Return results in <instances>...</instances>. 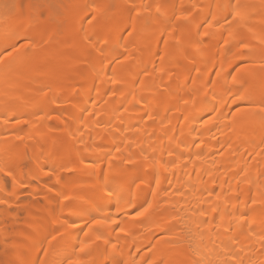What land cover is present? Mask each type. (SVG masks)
<instances>
[{
	"label": "bare ground",
	"instance_id": "bare-ground-1",
	"mask_svg": "<svg viewBox=\"0 0 264 264\" xmlns=\"http://www.w3.org/2000/svg\"><path fill=\"white\" fill-rule=\"evenodd\" d=\"M0 192L1 264H264V0H0Z\"/></svg>",
	"mask_w": 264,
	"mask_h": 264
},
{
	"label": "rangeland",
	"instance_id": "rangeland-1",
	"mask_svg": "<svg viewBox=\"0 0 264 264\" xmlns=\"http://www.w3.org/2000/svg\"><path fill=\"white\" fill-rule=\"evenodd\" d=\"M25 177H27V176H25ZM7 182H6V184H7V187H8V190H12V188H14L16 185H12L11 184V181L8 179V180H6ZM24 181H26V180H24ZM25 184V182H23V184L22 185H24ZM27 184V183H26ZM12 186H14V187H12ZM10 188V189H9ZM25 188H26V185H25ZM17 189H18V186H16V191H17ZM23 189H24V187H23ZM14 190V189H13ZM20 190V189H19ZM5 192V191H4ZM4 192H0L1 194H3ZM6 192H7V188H6ZM5 192V193H6ZM12 193V192H11ZM14 193V192H13ZM8 194V193H7ZM6 196V195H5ZM9 196L10 197H12L13 196V194H12V196L10 195V193H9ZM8 196V197H9ZM1 197V196H0ZM21 197H22V199H23V201H24V199L25 200H28V202L30 203V201L32 202V203H30V204H33V201H32V196L30 195V194H27V193H22L21 194ZM5 198V197H4ZM1 202L3 201V199L2 200H0ZM1 202H0V204H1ZM34 204H35V202H34ZM3 205V204H2ZM2 205L0 206V208L2 207ZM18 205V204H17ZM15 205V206H3L2 207V209H5L6 207H9V210H10V208H11V210L13 211V213H12V211H11V214H12V216H14L13 218H15V217H17V222H19L18 224L16 223H13L10 219L11 218H5V220H3L4 221V228L5 229H7L10 233H11V231H13V229H15L16 230V228H19V229H21V230H25L26 229V227H25V225L27 226V224L25 223L28 219H27V217H25L26 216V213H25V210L27 211L28 209H27V207L25 206H23L22 204H20V205ZM15 213H17V214H15ZM15 215H17V216H15ZM1 217V216H0ZM16 219V218H15ZM11 239V238H10ZM8 241H9V239H8ZM13 241V240H12ZM5 244L7 243V240H5V242H4ZM9 243H11V241H9ZM2 244V243H1ZM1 244H0V250H2V248H1ZM5 244H3V249H5V248H7V247H9V245H5ZM8 244V243H7ZM12 244V243H11ZM5 246V247H4ZM7 246V247H6ZM5 255V254H4ZM3 254H0V264L2 263V261L5 259L4 257H6V256H4Z\"/></svg>",
	"mask_w": 264,
	"mask_h": 264
}]
</instances>
